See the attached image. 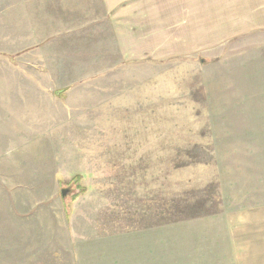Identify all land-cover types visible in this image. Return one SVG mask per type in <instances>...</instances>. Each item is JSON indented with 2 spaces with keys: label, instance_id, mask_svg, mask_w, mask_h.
I'll return each instance as SVG.
<instances>
[{
  "label": "rangeland",
  "instance_id": "obj_1",
  "mask_svg": "<svg viewBox=\"0 0 264 264\" xmlns=\"http://www.w3.org/2000/svg\"><path fill=\"white\" fill-rule=\"evenodd\" d=\"M59 1L0 0V264H264V0Z\"/></svg>",
  "mask_w": 264,
  "mask_h": 264
},
{
  "label": "water",
  "instance_id": "obj_2",
  "mask_svg": "<svg viewBox=\"0 0 264 264\" xmlns=\"http://www.w3.org/2000/svg\"><path fill=\"white\" fill-rule=\"evenodd\" d=\"M66 192L67 191H65V190L61 191V194H62L63 197L66 195Z\"/></svg>",
  "mask_w": 264,
  "mask_h": 264
},
{
  "label": "crops",
  "instance_id": "obj_3",
  "mask_svg": "<svg viewBox=\"0 0 264 264\" xmlns=\"http://www.w3.org/2000/svg\"><path fill=\"white\" fill-rule=\"evenodd\" d=\"M81 1H82V0H81ZM62 2H63V1H62V0H60V1H59V4H61ZM44 3H45V2H44ZM50 4H51V3H50ZM53 20H54V18H53Z\"/></svg>",
  "mask_w": 264,
  "mask_h": 264
}]
</instances>
